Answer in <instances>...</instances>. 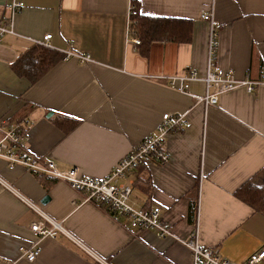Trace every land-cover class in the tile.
Wrapping results in <instances>:
<instances>
[{"label": "crops", "instance_id": "1", "mask_svg": "<svg viewBox=\"0 0 264 264\" xmlns=\"http://www.w3.org/2000/svg\"><path fill=\"white\" fill-rule=\"evenodd\" d=\"M13 1L0 0L2 22H10ZM16 1L23 6L13 16L14 32L0 41V118L29 120L26 149L62 171L76 167L101 179L156 133L164 113H185L186 129L166 143L170 159L121 180L133 184L130 203L159 210L176 236L199 226L202 243L230 260L243 262L262 249L264 214L235 192L250 180L264 182V86L225 92L217 105L205 106L195 100L205 94L204 81H184L180 90L169 78L191 70L206 75L209 23L201 15L211 8L219 21L218 73L259 78L264 0ZM130 6L135 15L191 20V40L154 41L142 53L131 42ZM47 33L62 58L31 83L12 64ZM66 50L93 61L65 59ZM83 198L66 181L0 158V264H192L190 249L174 238L134 229L126 217ZM43 214L62 226L56 237L38 239L32 231ZM37 245L35 261L21 256Z\"/></svg>", "mask_w": 264, "mask_h": 264}, {"label": "built area", "instance_id": "2", "mask_svg": "<svg viewBox=\"0 0 264 264\" xmlns=\"http://www.w3.org/2000/svg\"><path fill=\"white\" fill-rule=\"evenodd\" d=\"M23 6L22 2L13 1L11 4L10 22H2L0 18V41L9 33H13V16ZM213 7V3L212 6ZM136 14V9L130 6L129 18ZM201 18L209 23L208 36V61L207 73L200 77L197 71L191 70L183 75L169 78L171 87L183 90L184 81H204L206 86L205 94L195 96L196 103H203L205 106L217 105L220 95L225 92L244 88L247 92L253 93L259 87L264 86V72L259 78H238L233 73L221 74L216 70V59L218 49L219 21L215 18L213 9L202 13ZM131 42L138 46L141 44L136 31L130 29ZM51 33L44 35L37 43L46 47H52L50 41ZM65 59L76 57L80 62H92L89 54L74 53L71 50L62 51ZM188 120L185 113H164L156 127V133L144 138L134 149L129 151L115 165L112 171L104 178L96 179L84 176L78 168L62 171L52 161H41L25 147L28 138L29 120L13 121L8 118H0V158L7 161L9 167L21 165L30 172L39 176L50 175L68 182L74 189L84 194L83 202L94 201L103 203L115 213L126 217L129 225L137 230H153L161 238H174L176 241L188 247L192 253V264H264V247L252 253L245 261L236 262L222 254L217 247H208L202 243L199 236V226L194 232L186 237H179L174 234L172 225L162 219L157 209L135 208L130 203L133 193L132 183H123L122 179L127 178L132 171L140 166L152 162L166 163L170 159V153L166 143L174 132H182L186 129ZM44 217L34 224L31 229L38 239L45 237H56L62 226L57 221L43 214ZM41 249L39 246L30 249H22V257L33 262L37 259Z\"/></svg>", "mask_w": 264, "mask_h": 264}, {"label": "trees", "instance_id": "3", "mask_svg": "<svg viewBox=\"0 0 264 264\" xmlns=\"http://www.w3.org/2000/svg\"><path fill=\"white\" fill-rule=\"evenodd\" d=\"M132 18L131 26L141 39L139 47L144 54L148 52L150 44L154 41L188 42L192 38L193 24L191 20L155 17L140 13ZM61 58L60 52L35 43L32 48L17 57L12 68L19 77L35 83ZM77 124L78 121L74 122L72 127ZM142 167L144 166H140L139 169ZM136 171H132L130 175ZM235 193L240 200L264 214V182L257 183L256 180H250L239 187ZM195 211L196 207L192 206L191 217L194 216Z\"/></svg>", "mask_w": 264, "mask_h": 264}, {"label": "water", "instance_id": "4", "mask_svg": "<svg viewBox=\"0 0 264 264\" xmlns=\"http://www.w3.org/2000/svg\"><path fill=\"white\" fill-rule=\"evenodd\" d=\"M50 115H51V113H50ZM50 115H49V116H50ZM49 198H50V197H49L48 195L45 196L44 199H43V202L46 203V201H47Z\"/></svg>", "mask_w": 264, "mask_h": 264}]
</instances>
